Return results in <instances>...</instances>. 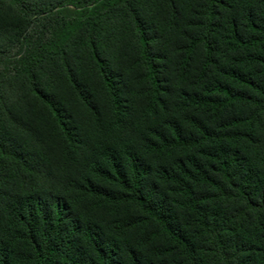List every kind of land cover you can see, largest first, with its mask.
Returning <instances> with one entry per match:
<instances>
[{"label": "trees", "instance_id": "trees-1", "mask_svg": "<svg viewBox=\"0 0 264 264\" xmlns=\"http://www.w3.org/2000/svg\"><path fill=\"white\" fill-rule=\"evenodd\" d=\"M0 264H264V0H0Z\"/></svg>", "mask_w": 264, "mask_h": 264}]
</instances>
